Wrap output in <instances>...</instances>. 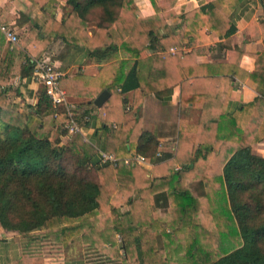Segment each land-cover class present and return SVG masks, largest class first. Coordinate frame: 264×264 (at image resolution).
<instances>
[{
    "label": "trees",
    "instance_id": "trees-1",
    "mask_svg": "<svg viewBox=\"0 0 264 264\" xmlns=\"http://www.w3.org/2000/svg\"><path fill=\"white\" fill-rule=\"evenodd\" d=\"M31 1L46 8L53 0ZM62 1L68 11L48 19V42L61 39L68 49L84 47L89 58L103 59L116 39L130 57L106 62L92 76L78 71L60 79L67 95L93 104L77 115L90 114L85 127H95L92 141L88 133L69 132L66 103L55 105L43 86L29 112L18 109L16 82L32 77L36 64L27 48L44 45V26L34 22L19 44L0 28V224L22 240V254L12 264H45L37 250L43 237L60 245L82 241L93 252L85 264H264V156L252 151L264 138V93L244 128L235 113L210 110L217 96L230 94L233 76L264 87V50L251 73L237 59L206 64V75L218 84L209 89L189 82L196 71L187 65L181 41L194 43L202 25L232 35L228 12L241 0H213L182 12L183 35L164 19L143 17L136 0ZM117 21L123 33L113 38ZM174 68L182 78L181 101L201 105V116L180 123L176 151L159 159V137L143 128L140 106L147 94L171 90ZM105 89L110 97L99 108L94 100ZM130 90L131 105L124 96ZM120 103L126 111L114 128L104 111ZM33 116L52 117V123L39 131ZM102 151L114 153L116 162H102ZM175 249L184 252L181 262L167 259Z\"/></svg>",
    "mask_w": 264,
    "mask_h": 264
},
{
    "label": "crops",
    "instance_id": "crops-1",
    "mask_svg": "<svg viewBox=\"0 0 264 264\" xmlns=\"http://www.w3.org/2000/svg\"><path fill=\"white\" fill-rule=\"evenodd\" d=\"M211 1L213 0H158V8L153 5L151 0H136V4L143 17L151 20L164 19L176 33L183 35L185 23L182 22V12L191 11ZM63 8L65 9L66 6L62 0H53L46 8H42L31 0H0V22L10 24L23 36L29 32L34 22L44 26V45L40 47H36L35 44L30 45L27 50L32 53L29 55L38 57L49 54L68 75L82 71L86 75L92 76L98 73L100 67L106 62L130 57L129 52L122 50L120 42L116 39L109 45L108 53L103 59L89 58L84 47L74 46L68 49L61 39H51L48 42V19L52 15L60 19L64 14ZM228 16L236 27V31L229 37L210 29L207 25H202L197 29L199 38L194 43L181 38L186 54L189 53L187 55L189 62L186 59L187 65L189 68H193V72L196 71L195 75L190 77L189 82L195 81L209 89H215L218 84L206 75L207 70L204 67L212 62H232L237 59L238 66L242 71L251 73L256 69V56L264 50V4L262 0H241L233 10L228 12ZM112 28L114 29L113 38L122 35L123 30L119 21L114 23ZM161 32L164 33L165 30L161 29ZM193 48L196 50L193 51ZM34 49L37 50L34 51ZM237 52L241 54L238 55ZM125 71L128 72L129 68L126 67ZM173 75L175 80L170 86L171 90L167 88L147 94L140 106L144 118L143 128L153 131L159 137L157 149L159 159H166L176 151L180 123H196L201 116V105L181 101V74L174 68ZM231 85L233 88L230 94L217 96L215 102L210 103V110L216 114L219 112L235 113L238 116V123L244 128L249 123L252 104L257 97L263 95L264 87L250 77L242 80L238 76H233ZM16 86L19 88V95L15 99L17 107H19V102L36 104L37 92L40 88L37 83L31 78L24 77L16 82ZM68 96L80 104L83 101L86 102L88 98ZM124 96L127 97L129 105H131L134 91L126 92ZM83 106L84 109H93L92 103H85ZM125 111L126 107L121 103L107 106L104 111L105 121L109 124L117 123L122 120ZM49 118H51L49 123L51 125L53 118ZM87 133L90 140H96L95 127L89 128ZM67 138L64 136L63 140L66 141ZM252 151L264 156V138L252 144ZM152 165V162L147 163L148 167ZM75 242H80V240L76 239L62 247L68 246V251L71 254ZM82 246H84L83 243ZM21 254L22 240L19 234L4 229L0 224V264H12ZM84 259L75 260L76 264H85ZM65 264H73V261H66Z\"/></svg>",
    "mask_w": 264,
    "mask_h": 264
},
{
    "label": "built area",
    "instance_id": "built-area-1",
    "mask_svg": "<svg viewBox=\"0 0 264 264\" xmlns=\"http://www.w3.org/2000/svg\"><path fill=\"white\" fill-rule=\"evenodd\" d=\"M0 28L6 35L8 41L19 44L21 40V35L16 29L6 22H0ZM177 46L171 48V51L174 52L177 50ZM32 60L35 61V69L31 79L37 83L39 86L46 88L47 93L53 100V103L56 105L59 102H65L69 110V115L71 120L65 125L69 128L70 133L83 132L87 134V128L85 124L89 121L90 114H85L81 119L77 117L80 112L81 106L79 103L72 102L69 100L66 92L60 88V79L66 73L57 65V63L48 55L43 54L38 57H33ZM116 123H112V127H116ZM102 162H107L112 160L116 162L117 157L114 153L102 151ZM139 162L145 163L146 157L142 154H137L135 157ZM132 158H126V163H129Z\"/></svg>",
    "mask_w": 264,
    "mask_h": 264
},
{
    "label": "rangeland",
    "instance_id": "rangeland-1",
    "mask_svg": "<svg viewBox=\"0 0 264 264\" xmlns=\"http://www.w3.org/2000/svg\"><path fill=\"white\" fill-rule=\"evenodd\" d=\"M55 11L57 12V10H55ZM67 11H68V9L66 10V8L65 9L63 8V13H65ZM21 35L23 37V34H21ZM68 99L72 100V102L79 103L77 100H74L70 97ZM85 103H88V102L87 101L81 102V109L85 108L83 106ZM30 105H31L30 103H22V102L20 103L19 102L18 109L21 111H24V112H29L31 110ZM93 107L94 106H92V108ZM50 122H51V118H49L47 116H44L43 118H39L38 116L32 117V125H33V127L38 129L39 131H44V128H48ZM41 124H43V125H41ZM67 160H68V162L74 163L76 161V158H74L72 156H68ZM160 211L165 213L166 212L165 207L164 206H162V208L160 207ZM39 231H41V234H44L45 233V226L42 229H40ZM43 238H44V240H41L40 245H39V249H37V250L40 251L41 254L44 256L45 264H65V262L69 261V260L73 261V264H76L75 260L84 259L85 255H88L90 257H91V255H93L92 251L90 253H87L90 250H87V249H85V246H82V243H83L82 241L75 242V244L72 247V253L70 254V251H68L69 248L67 245H66L67 247H65V246L62 247V245H60L58 243H54V242L52 243L51 240H48L45 237H43ZM175 243H176V239H175V241H173L171 247H173V245ZM162 247H163L162 249H164L163 253L167 254V250H166L167 247L164 248V245H162ZM172 252L173 253L168 255L167 259L174 260L176 262L177 261L181 262L183 257H184V252L179 251V250L176 251V249H175V251L172 250ZM95 257L98 258V256H95Z\"/></svg>",
    "mask_w": 264,
    "mask_h": 264
},
{
    "label": "water",
    "instance_id": "water-1",
    "mask_svg": "<svg viewBox=\"0 0 264 264\" xmlns=\"http://www.w3.org/2000/svg\"><path fill=\"white\" fill-rule=\"evenodd\" d=\"M109 97L110 92L109 90L105 89L95 98L94 103L96 104V106L101 107L105 104Z\"/></svg>",
    "mask_w": 264,
    "mask_h": 264
}]
</instances>
